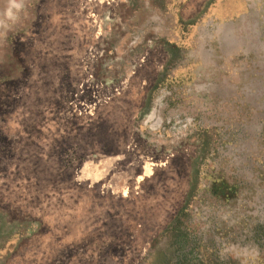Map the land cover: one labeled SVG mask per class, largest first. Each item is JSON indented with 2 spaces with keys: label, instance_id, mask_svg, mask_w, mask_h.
I'll use <instances>...</instances> for the list:
<instances>
[{
  "label": "rangeland",
  "instance_id": "obj_1",
  "mask_svg": "<svg viewBox=\"0 0 264 264\" xmlns=\"http://www.w3.org/2000/svg\"><path fill=\"white\" fill-rule=\"evenodd\" d=\"M9 36L0 264H164L193 175L194 236L264 264V0H0L2 77Z\"/></svg>",
  "mask_w": 264,
  "mask_h": 264
},
{
  "label": "trees",
  "instance_id": "obj_2",
  "mask_svg": "<svg viewBox=\"0 0 264 264\" xmlns=\"http://www.w3.org/2000/svg\"><path fill=\"white\" fill-rule=\"evenodd\" d=\"M12 38V36H9L6 41L5 49L8 51L7 60L5 64L6 70L4 73V77L0 75V83L10 80L16 72V67L14 65L15 63L11 59L13 49ZM173 45L174 44H166V49L169 53H171V55H173L174 50L177 49V47ZM172 61L173 60L171 58L169 64L172 63ZM165 74L166 69L162 73V76L164 77ZM162 81L163 80L160 77L159 83ZM158 89L159 85L156 84L152 89V92L157 91ZM198 153V159H206L204 158L205 156L203 157L204 154L200 150ZM194 190L195 186L193 175L191 189L185 205L182 207V209L179 211L173 221L169 224V226L165 229V231H163L157 238H155L151 245L149 256H151L153 250L156 248L157 244H159L160 241L166 240L170 236L169 248L171 249V255L173 258L165 261L164 264H231L228 260L223 261L219 257H217L219 249H217L216 247H212L209 244H206L203 236H194L196 230L191 229L192 226L188 225V221L192 215L189 212V208ZM258 227L261 230L262 234L261 236L259 235V237H256L255 240L258 242H264V226L259 225ZM145 261H147V259H145Z\"/></svg>",
  "mask_w": 264,
  "mask_h": 264
}]
</instances>
